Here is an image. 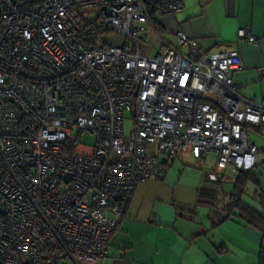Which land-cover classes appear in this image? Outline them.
Wrapping results in <instances>:
<instances>
[{
    "label": "built area",
    "instance_id": "2783aa9c",
    "mask_svg": "<svg viewBox=\"0 0 264 264\" xmlns=\"http://www.w3.org/2000/svg\"><path fill=\"white\" fill-rule=\"evenodd\" d=\"M183 8L0 0V264L99 261L135 188L164 174L157 154L255 166L264 97L239 94L236 50L200 51L181 31L176 46L158 40L155 16Z\"/></svg>",
    "mask_w": 264,
    "mask_h": 264
},
{
    "label": "crops",
    "instance_id": "0c3cea01",
    "mask_svg": "<svg viewBox=\"0 0 264 264\" xmlns=\"http://www.w3.org/2000/svg\"><path fill=\"white\" fill-rule=\"evenodd\" d=\"M183 10L155 18L160 36L167 28L176 46L175 32L196 40L200 51L236 50L242 69L232 72L243 97H264V0H182ZM248 30L255 41H237V31ZM149 29L146 30L149 32ZM187 161L185 154L169 159L157 154L164 174L141 182L131 194L125 214L113 232L107 254L86 264H257L262 234L233 215L225 218L223 206L231 182ZM189 159V158H188ZM224 171L236 173L225 169ZM220 175V177H219ZM229 183L228 194L215 188ZM225 198V199H224ZM260 201V199H259ZM260 207L264 204L260 201Z\"/></svg>",
    "mask_w": 264,
    "mask_h": 264
},
{
    "label": "rangeland",
    "instance_id": "374dc122",
    "mask_svg": "<svg viewBox=\"0 0 264 264\" xmlns=\"http://www.w3.org/2000/svg\"><path fill=\"white\" fill-rule=\"evenodd\" d=\"M184 1H186V0H184ZM195 1H198V0H195ZM160 17H161L160 15L155 16L156 19L160 18ZM148 36H149V39L152 38L153 40L156 41L157 36L153 32V30H149ZM158 40L164 41L165 43L166 42L167 43L174 42V38L172 37L171 32L167 31L166 27L163 31H161ZM156 50L157 49L155 48L153 50V52H155ZM126 117H127V115H126ZM130 127H131V121L126 119L125 125H124L125 133H128ZM248 140L253 142L255 144L257 150H258L256 153V156H255V158H256L255 166L251 169V172L254 175L256 182L249 181L246 184L245 193L243 195V201L257 211H264V207H260V201H259V199L261 197V195H259V193L264 194V136H261L258 133H256V131L249 129L248 130ZM87 141H90V140H88L85 137H83L81 139V143L83 145L90 144V142H87ZM185 157H187L186 158L187 161L192 160L188 156V153H185ZM214 160H215V156L209 155L206 158L199 159L195 162H197V165L198 164L200 165V167L205 171V173L210 174L212 177L213 176L216 177V175L218 176V174L213 173L214 172V166H215ZM221 176H224V178L227 179L226 182H231L233 180V178L236 176V173H232V172L222 170ZM219 177H220V175H219ZM229 187H230V184L225 183L224 187H222V189L220 187L215 188V192L218 196L217 198L220 199L221 190H223L225 192V196H226L229 192V189H228ZM67 264H74V263H67Z\"/></svg>",
    "mask_w": 264,
    "mask_h": 264
},
{
    "label": "trees",
    "instance_id": "16d2710c",
    "mask_svg": "<svg viewBox=\"0 0 264 264\" xmlns=\"http://www.w3.org/2000/svg\"><path fill=\"white\" fill-rule=\"evenodd\" d=\"M251 169L236 172L231 184V191L223 206V212L225 218L235 215L241 221L257 229L262 234V240H264V211H257L243 201L246 184L249 181L256 182ZM259 195H261V203L264 204V194L259 193ZM257 264H264V244H261L258 250Z\"/></svg>",
    "mask_w": 264,
    "mask_h": 264
}]
</instances>
